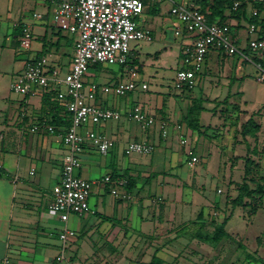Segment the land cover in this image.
Masks as SVG:
<instances>
[{
	"label": "crops",
	"instance_id": "obj_1",
	"mask_svg": "<svg viewBox=\"0 0 264 264\" xmlns=\"http://www.w3.org/2000/svg\"><path fill=\"white\" fill-rule=\"evenodd\" d=\"M196 1L163 0L156 3L142 0L143 12L135 20L150 30L153 39L148 44L156 47L146 50L142 59L139 51L131 45L130 59L136 58L141 70L142 67L160 66L164 63L162 58L165 54L173 52V49L178 60L186 41L185 37H178L176 44L170 41L168 35L170 32L174 35L178 23L169 14V9L175 4L189 5ZM55 9L54 4L37 0H0V264H55L54 257L60 246L58 232L64 227L75 232L66 247L67 259L73 264H149L153 257L159 259L160 264H264V195L261 205L253 212L250 210L253 204L246 202L249 199H244L242 205L231 203L237 195V185L242 182L245 171L248 172L247 159L254 170L260 169L264 175V79H259L261 71H264V63L260 70L253 61H249L253 59L247 48V40L252 37L247 33L251 5L246 6L240 20L229 16L227 11L224 13L223 20L230 27V36L240 55H227L212 49L200 74L205 81L200 93H205L206 97L218 101L226 96L230 101L238 98L236 104L240 112L234 110L228 113L229 116L234 113L238 125L233 126L224 118L218 120L219 124L211 123L213 116L203 124L200 119L207 112L205 109L199 116V130L188 128L181 118L190 99L199 98L200 93L190 95L193 90L176 94L173 98L157 85L153 94L133 101L99 93L96 104L103 108L121 110L124 116L128 108L138 105L143 111L153 114L156 121L144 131L139 127L137 131L129 130L124 117L120 121L105 122L94 127L112 138L115 145L107 154L101 155L91 144H84L79 154L81 165L75 173L93 182L88 198L92 213L80 217L70 215L66 223L50 215L47 210L51 189L60 179L66 153L59 128L55 127L53 133L29 132L33 124L51 125L49 119L54 114L53 99L44 97L43 92L36 89L26 95L10 89L13 78L23 69L25 62L37 56L46 57L51 65L60 67L62 71L68 70L75 36L61 31L54 23L52 15ZM34 12L40 17L32 18ZM24 23L30 25L32 41L29 50L23 51L18 37ZM156 51L160 53L153 57ZM90 67L85 76L87 83L93 81L103 85L132 77L128 65L125 72L119 70V75L101 65ZM248 76L254 78V86L247 89L245 79ZM133 77L147 84L140 70ZM237 81L240 85L235 86ZM251 114L258 130L255 135L242 136L241 124ZM163 120L169 123L165 139L159 127ZM176 123L184 124L181 125L183 138L194 147L200 140L203 128L218 130L212 135L219 140H213V148L223 149L219 165L224 183L222 187H216L215 193L224 196L216 201L218 203L212 198L209 204H205L194 197L190 202H185L177 197L183 192L179 179L174 178L176 183L173 188L168 181L171 178L165 177L166 174L161 175L160 164L165 159H171V154L168 151L164 154L161 149H172L177 143L184 152L185 144L179 143V134L174 127ZM131 136L135 139L139 137L140 142L155 145L148 158L142 154L123 153ZM191 137H197V140ZM190 152L200 158L194 149L188 150L184 161L174 159L176 168L179 162L190 168L195 167L196 164L190 166L188 163ZM154 173L157 179L155 185L160 191L151 194L150 177ZM106 175H110L112 180L129 177L131 190L128 192L121 186L118 187L119 194L112 195L108 184L102 182ZM191 177L185 176L187 181L183 186L188 182H191V186L194 184ZM217 189L220 193H217ZM122 193L129 197L122 198ZM234 216L243 218L238 227L229 226ZM259 216L262 219H258ZM223 219H226V235L212 241L209 238L214 227ZM257 219L258 223L254 222ZM251 223H255L256 227V232L250 238L252 245H243L248 240L243 231Z\"/></svg>",
	"mask_w": 264,
	"mask_h": 264
},
{
	"label": "built area",
	"instance_id": "obj_2",
	"mask_svg": "<svg viewBox=\"0 0 264 264\" xmlns=\"http://www.w3.org/2000/svg\"><path fill=\"white\" fill-rule=\"evenodd\" d=\"M42 3H52L56 6L52 19L61 31L75 36L73 40L72 58L67 71L51 65L44 56H37L26 61L23 69L13 78L10 89L20 95L32 91L55 92V98L69 118L67 126H58L62 145L65 149L62 171L59 181L51 189V200L47 207L48 213L57 216L66 223L70 215L77 217L92 213L88 198L92 189V181L78 176L75 171L80 167L79 154L85 143L91 144L101 154H107L115 145V141L94 127L110 121H120L123 117L148 128L155 124V116L135 105L122 114L117 109L103 108L96 104V97L101 94H113L116 98L124 97L130 92L146 91L148 86L133 76L136 70L130 67V79L109 84H97L85 81L90 66L95 64H116L126 66L131 60L132 43H150L153 36L149 29L140 26L135 20L143 12L142 0H37ZM161 2L163 0H152ZM263 3L264 0H251ZM238 0H233L232 9L239 6ZM169 14L178 26L174 29L175 37H185L181 47V65L173 77V89L177 94L189 93L197 85V80L203 72L205 60L210 50L214 49L224 54L240 52L230 36L227 24L210 23L207 21L196 4H175L169 9ZM257 14L251 9L250 17ZM40 15L36 12L32 18ZM256 24H247V33L252 35L247 40V48L252 57L264 56V38L256 36ZM32 41L30 25L24 23L18 37L22 50H29ZM249 61H253L249 60ZM261 70L260 63L253 61ZM260 80L264 79L261 71ZM160 134L165 139L168 136L169 123L163 120L159 124ZM178 132L179 143L186 144L183 138L181 124H174ZM47 131L53 133L55 127L46 124H33L29 132ZM155 145L149 142L129 141L123 148L125 155L151 154ZM189 165H195L199 159L192 155ZM33 173L31 169L30 174ZM108 184L109 192L118 195V187L124 186L126 180L119 178L112 180L110 175L102 178ZM220 192V190H218ZM122 198L129 195L122 193ZM75 236V232L64 227L58 232L60 242L55 264L69 262L66 256L67 242Z\"/></svg>",
	"mask_w": 264,
	"mask_h": 264
},
{
	"label": "rangeland",
	"instance_id": "obj_3",
	"mask_svg": "<svg viewBox=\"0 0 264 264\" xmlns=\"http://www.w3.org/2000/svg\"><path fill=\"white\" fill-rule=\"evenodd\" d=\"M65 32V31H64ZM168 37L170 38V41L174 44H176L179 40L178 37H175L173 35V32H170V34L168 35ZM132 45H134V47L137 49V51H139V56L140 58H144L145 57V51L148 49H153L156 46H149L148 43H142V42H136V43H132ZM24 51V50H23ZM174 52V49H173ZM173 52L170 53H166L164 58H162L164 60V63L161 64L160 66H154L152 68L148 67L147 69H145L144 67H142L141 69H138V71L140 70V74L143 75L145 78V81L147 82V86L148 89L146 91H137L135 90L134 92H132V94H127L124 97H119L120 100H127V99H131L136 100L137 98L144 96V95H148L150 93L153 94L154 88L158 85L161 86L163 89L164 93H168L171 97L174 98V96L177 94L175 92V90L173 89V77H174V73L176 68L181 65V56L178 58V60H176L177 58L175 57V54ZM261 62L264 63V56H262L261 58ZM176 61V64H175ZM96 65H101L103 68H106L109 72H113V74H118L119 70L121 69L122 72L126 71V66L123 65H116V64H95ZM94 66V65H93ZM91 69H93L92 67H90ZM147 70V71H146ZM156 70V72H155ZM157 73V74H156ZM156 74V75H155ZM119 75V74H118ZM124 75V74H123ZM156 78H154L155 76ZM162 75V78L160 77ZM204 78L202 76H200L197 80V85L195 86V88L193 89L192 93L190 95L192 96H197L200 91L202 90V88L204 87ZM216 83V79H214L213 84ZM245 84H246V88H252L254 86V78L252 76H248V79H245ZM240 85V83L237 81L235 83V86ZM238 93V92H236ZM235 94V93H234ZM105 95V94H104ZM111 97H115L113 94H109ZM236 95V94H235ZM197 99V98H196ZM188 103V105L191 103ZM199 100H201L202 105H205V109H206V113L202 114V118L201 123H208L209 122V118L210 116H213L211 123L215 122V124H219L218 120L220 118H224V121H228L229 123H231L233 126L234 125H238V120L236 119L237 117L234 116V113H232L233 115H228V113H231L232 111H236V112H240V109L238 108V105L236 104L238 101V98H232V101L229 100L228 98V102L226 103H221V100L218 101L217 103V99H211L209 97H206L205 93H200L199 94ZM247 107L248 109L250 104L249 102H247ZM217 105V109L215 111H211V109L214 107V105ZM163 107V106H162ZM22 109V108H21ZM229 110V111H228ZM121 111V110H120ZM19 115V108L16 111V116L18 117ZM200 118V117H199ZM128 129L133 131H137L136 129L139 127V129H143L142 126L140 124H137L134 121H130V120H125ZM221 121V120H219ZM112 122H117V121H112ZM184 125V124H181ZM201 125V124H200ZM209 126V124H208ZM185 130L186 133V129L184 128L183 131ZM206 130V131H205ZM213 130V132H212ZM212 130H208L203 128V132H201V137L200 140L197 142V146L194 147L193 144H185L184 145V152L182 150V146L180 147L179 144L177 145V143H175L172 146V149H161L163 151V153L165 154L166 151L169 152V154H171V159H165L164 162L161 161L162 165L160 164V166L162 167V171L163 173H161V175L165 176L164 174H166L165 177H169L171 179H168V181L170 183H172L171 187H175L174 183L176 179H179V184L180 187L183 188V192L182 195L177 194V197H180L183 201L185 202H190L192 200V198H198L199 202H203L205 204H209L210 199H214L215 203H218L216 201H219V199H221L223 195H219L215 193V189L216 187H222L223 186V180L221 178V169H220V154L222 153L221 148L218 149H214L213 148V143H215V141L213 142V140H218V139H214L212 137V135L214 134L215 131H218L216 128L212 129ZM204 133H206V135H204ZM211 134V136L209 135ZM196 135V134H195ZM216 135V134H215ZM197 136V135H196ZM217 136V135H216ZM215 136V137H216ZM192 138V137H191ZM217 138V137H216ZM131 141H141L140 138H133L131 136L130 138ZM192 140H197V137L192 138ZM219 141V140H218ZM193 145V146H192ZM191 147V148H190ZM194 149L198 155L200 156L199 161L196 163L195 167H188L186 166L183 162H179L178 163V168H176V163L174 161V159L179 158L181 161L187 159V154H188V150ZM163 154V155H164ZM149 155H145L144 158H148ZM254 166V165H252ZM256 167V165L254 166ZM254 172V173H252ZM177 175V176H176ZM186 175H191V180L193 179L194 184L191 186V182H188V185H184L183 183L186 182L187 180L185 179ZM166 179V178H165ZM167 180V179H166ZM248 181V183L251 185H249V187L251 188H255L257 185L263 184L264 185V175L262 176V173L259 170H254L251 167V163H249V169L248 172L245 171L244 173V177L242 178V182L243 181ZM157 181L156 179V174L154 173L153 176L150 177V182H151V194H155L156 192L160 191L159 187H157L155 185V182ZM179 187V188H180ZM219 189H217V193ZM207 200H204L206 199ZM169 198H171V195L169 196ZM248 199V198H245ZM246 202H250L247 200ZM211 203L213 204L214 202L211 201ZM253 203V202H252ZM239 212V209H237ZM246 214V212H245ZM246 219V218H245ZM258 219H262V216H259ZM258 219L254 222L258 223ZM243 218H239L238 216H234L232 217L231 221H230V225L229 226H234V227H238L240 224V222L242 221ZM255 223H251V225L249 224L248 227H246V230L243 231L244 236L248 239L247 242H245L243 245H248L251 246L252 242H250V238L252 237V233L256 232V227L254 226ZM244 247V246H243ZM251 254V253H250Z\"/></svg>",
	"mask_w": 264,
	"mask_h": 264
},
{
	"label": "trees",
	"instance_id": "obj_4",
	"mask_svg": "<svg viewBox=\"0 0 264 264\" xmlns=\"http://www.w3.org/2000/svg\"><path fill=\"white\" fill-rule=\"evenodd\" d=\"M240 2L239 6L233 10L232 4L233 0H198L196 1V5L198 6L199 11L205 15L206 19L210 23L216 22L217 24H226L224 22L225 18V12H229V16L232 18H236L238 20L241 19L242 16H244L246 6L248 4L251 5L252 9H255L257 14L255 16H251L248 18V23L253 22L256 24L257 30H256V36L264 38V2L263 3H254L251 0H238ZM159 51H156L153 53V57H157L159 55ZM247 55V54H246ZM253 61L260 63L261 67L263 68V63L261 60L257 59L256 57H253ZM128 66L134 68L136 71L140 69L141 65L138 63L136 58H132L128 63ZM237 94V93H236ZM44 97H48L53 99L52 108L54 110V114L50 116L49 123L53 125L54 127L58 126H67L69 124V118L63 108L59 105L55 98V92L49 91L43 93ZM229 96L224 97L221 100V103L228 102ZM218 103V100H216ZM217 105H214V107L211 109V111H215L217 109ZM205 110L204 106L202 105L201 100L199 98H192L191 103L187 106L185 114L182 116L181 121L190 129L192 130H199L201 127L199 122V116L201 111ZM62 114V116H59V114ZM253 114L244 122L241 124L240 128V134L242 136L245 135H255L256 131L258 130V125L253 120ZM247 161L250 163V160L247 159ZM126 183L124 185L126 191H130L132 184L131 179L129 177H126ZM264 195V185L260 184L257 185L255 188H250L249 185L244 180L240 184L237 185V195L235 198L231 200V203L233 205H242L244 204V199L248 198L250 199V203L253 204L252 208L250 209L251 212L255 211L260 205L262 201V197ZM225 220L220 224H216L214 227V231L212 236L209 238L212 241H217L220 238L224 237L226 235V232L224 230V224ZM161 261L157 258H152L151 262L149 264H160Z\"/></svg>",
	"mask_w": 264,
	"mask_h": 264
}]
</instances>
